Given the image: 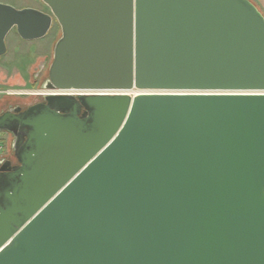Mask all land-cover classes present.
<instances>
[{
	"label": "water",
	"instance_id": "obj_1",
	"mask_svg": "<svg viewBox=\"0 0 264 264\" xmlns=\"http://www.w3.org/2000/svg\"><path fill=\"white\" fill-rule=\"evenodd\" d=\"M43 1L0 2V58L62 30L45 102L0 116V264H264L258 6Z\"/></svg>",
	"mask_w": 264,
	"mask_h": 264
},
{
	"label": "rangeland",
	"instance_id": "obj_2",
	"mask_svg": "<svg viewBox=\"0 0 264 264\" xmlns=\"http://www.w3.org/2000/svg\"><path fill=\"white\" fill-rule=\"evenodd\" d=\"M0 2L16 8L33 7L50 11L43 0H0ZM61 35L62 30L57 21L46 36L34 40H25L20 37L16 29L11 30L6 38L8 50L0 58V110L7 108L11 103L20 102L29 105L41 98L45 93L42 82L48 75L54 48ZM44 61L47 62V66L37 82L33 83L35 73L39 72ZM12 140L11 135L0 134V158L6 156L15 160Z\"/></svg>",
	"mask_w": 264,
	"mask_h": 264
},
{
	"label": "flooded vegetation",
	"instance_id": "obj_3",
	"mask_svg": "<svg viewBox=\"0 0 264 264\" xmlns=\"http://www.w3.org/2000/svg\"><path fill=\"white\" fill-rule=\"evenodd\" d=\"M47 61V60H46ZM46 61H44V63L43 64H41V67H40V69H39V72H37V73H35V80L33 81V83L35 82H37V80H38V78L42 75L41 73L43 72V70L46 68V66H47V62ZM45 80V79H44ZM55 91V90H54ZM17 94H22V93H17ZM45 94H42V96H41V98L38 100V101H36L35 103H31V104H29V105H25V104H23V103H20V102H17V103H11V104H9V106L7 107V108H4V109H1L0 110V116L1 115H3L4 113H6V112H13V113H19V112H21V111H24V110H26L27 108H29L30 106H32V105H35V104H38V103H42V102H45ZM3 133H5V134H9V135H11L12 137H13V140H12V144H13V142H14V139H15V137H14V135L12 134V133H10V132H8V131H6V130H1L0 129V134L2 135ZM11 144V145H12ZM12 150H13V154H14V156H15V160H13L12 158H10V157H6V156H4V157H2V158H0V172H1V170H2V168H3V166L4 165H6L7 163H10L11 165H17V164H19V161H18V158L16 157V154H15V151H14V149H13V147H12Z\"/></svg>",
	"mask_w": 264,
	"mask_h": 264
},
{
	"label": "crops",
	"instance_id": "obj_4",
	"mask_svg": "<svg viewBox=\"0 0 264 264\" xmlns=\"http://www.w3.org/2000/svg\"><path fill=\"white\" fill-rule=\"evenodd\" d=\"M264 14V0H252ZM60 38V37H59Z\"/></svg>",
	"mask_w": 264,
	"mask_h": 264
},
{
	"label": "built area",
	"instance_id": "obj_5",
	"mask_svg": "<svg viewBox=\"0 0 264 264\" xmlns=\"http://www.w3.org/2000/svg\"><path fill=\"white\" fill-rule=\"evenodd\" d=\"M54 93L58 94H69V93H74L73 91H62V90H55L53 91Z\"/></svg>",
	"mask_w": 264,
	"mask_h": 264
}]
</instances>
